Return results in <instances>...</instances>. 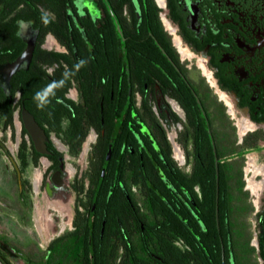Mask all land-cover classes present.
I'll return each mask as SVG.
<instances>
[{"label": "flooded vegetation", "instance_id": "obj_1", "mask_svg": "<svg viewBox=\"0 0 264 264\" xmlns=\"http://www.w3.org/2000/svg\"><path fill=\"white\" fill-rule=\"evenodd\" d=\"M29 50L6 84L0 77L10 111L0 146L21 223L37 228V202L46 199L58 204L46 209L54 238L88 224L89 247L98 232L117 245V264H188L193 247L196 264H240L220 173L227 188L245 189L236 164L248 152L264 161V0H0V74ZM23 109L47 152L35 148ZM249 178L246 188L260 195L244 259L264 264V176L257 191ZM102 188L105 197L95 196ZM50 241L41 248L27 237L23 245L35 242L40 257L22 253L25 264H44ZM55 253L56 264H73Z\"/></svg>", "mask_w": 264, "mask_h": 264}, {"label": "rangeland", "instance_id": "obj_2", "mask_svg": "<svg viewBox=\"0 0 264 264\" xmlns=\"http://www.w3.org/2000/svg\"><path fill=\"white\" fill-rule=\"evenodd\" d=\"M234 122L236 119H232ZM0 139L7 144V135L6 132L0 130ZM223 153L230 152L232 150H221ZM245 157L240 161L242 165H244ZM264 162L263 160H260ZM231 169H232V161H231ZM236 170L238 168V164L235 166ZM11 163L7 158V154L5 150L0 146V234L11 238L8 243H0V248L5 251L4 262L7 264H25L24 260L21 258V254L25 253L30 257L36 259L40 257V252L36 251L35 242L39 243L41 248H45L47 243L57 235L56 231H48L50 238L47 240V233L42 232L40 228V232H38L35 223H32L29 226H25L21 223L19 214L21 212V205L19 203V199L16 196V184L13 178L10 176ZM254 173V172H253ZM251 178V177H250ZM242 182V180H241ZM249 186V183H248ZM250 188V187H249ZM252 191H255L251 189ZM254 196H250V192L243 187H239L235 185L232 187V222L237 229V248L239 251H242L241 263L247 264L245 258V245L248 240V235L245 234L248 225L251 228V238L254 237V224L256 223V218L253 214L250 213V210L253 208ZM56 202V201H55ZM54 202V203H55ZM43 213L46 212V203H41ZM244 210L247 211V214ZM52 214V218L55 215L59 214V211L56 209L50 210ZM243 211V214H242ZM33 217V210H32ZM246 214V215H245ZM47 217L50 218V215L47 213ZM247 217V220H246ZM49 218L45 219L46 226L48 225ZM248 221V223H247ZM36 222V221H35ZM51 225V220L49 221V227ZM31 238L34 243L29 246H24L26 239ZM246 239V240H245ZM16 249V251L14 250ZM57 258L56 253L51 257L49 264H56L55 259ZM59 258L65 259L66 255L62 250V247H59ZM249 263V261H248ZM250 264V263H249Z\"/></svg>", "mask_w": 264, "mask_h": 264}, {"label": "trees", "instance_id": "obj_3", "mask_svg": "<svg viewBox=\"0 0 264 264\" xmlns=\"http://www.w3.org/2000/svg\"><path fill=\"white\" fill-rule=\"evenodd\" d=\"M0 120H1V125L2 128L5 129L7 123L10 121V111L8 110V106L6 103V100L3 97H0ZM84 133L81 135V137L78 140V143L75 145L73 152H77L79 148V144L81 140L83 139ZM249 148H255L256 144H248L247 145ZM197 151V150H196ZM97 157L100 158L98 162V166L101 164V158H102V153L103 150H98L97 151ZM24 157L23 150H20V158ZM243 159V157H242ZM241 159V160H242ZM97 162H94L96 164ZM242 162V161H241ZM240 161L237 163L238 168L237 171L239 172V175L241 173V166L242 163ZM236 164V165H237ZM228 167V172H232L231 169V162L226 165ZM98 171L93 172L92 178H97L98 172H99V167L97 169ZM232 177V173H231ZM223 171L220 173V180H221V185H220V194L221 195H226L227 194V189H229L230 195L232 196V186L227 188L223 184ZM240 188L242 185L240 184ZM212 189H214L212 187ZM104 189H100L95 193V196H104L105 193L103 192ZM93 194V193H92ZM94 195V194H93ZM97 200V198H96ZM114 199H111L113 201ZM100 205L103 203V200H100ZM99 204V203H98ZM220 212H223L224 209L227 207V200L221 199L220 200ZM97 213L99 215L96 217V221L98 222L96 228L98 229L100 226V221L102 220V213L103 210L101 207L96 209ZM115 214V209L111 210ZM110 217L107 216V221L112 220L114 221V225H116V218L115 216L109 215ZM223 221V218H221ZM88 221V219H87ZM84 230L78 232V231H72L63 234L62 236L56 237L52 239L48 245L47 250L45 251V262L44 264H49L51 257L55 254V252L58 250L59 247H62V250L64 251L66 258L70 259L73 261V264H117V245L109 243V240H103L99 238V233L95 232L93 233V241H92V248L89 247V233H88V224H84ZM103 237L106 239L108 238V233L107 231H104ZM9 240L7 239L6 236L0 234V243H8ZM194 249L188 252L187 255V263L188 264H196L199 262V256H198V251L195 247ZM263 255V254H262ZM22 257V254H21ZM5 258V251L0 248V264H7V262H4ZM32 264H41V263H32Z\"/></svg>", "mask_w": 264, "mask_h": 264}, {"label": "water", "instance_id": "obj_4", "mask_svg": "<svg viewBox=\"0 0 264 264\" xmlns=\"http://www.w3.org/2000/svg\"><path fill=\"white\" fill-rule=\"evenodd\" d=\"M30 56V50L27 53H23L21 57H19L16 61L12 63H8L5 66L1 67L2 73L0 74V77L2 78V81L4 84L7 83L11 73L15 71L19 65L26 59H28ZM22 117L24 119L25 125L28 128L30 134L32 135V139L34 141L35 148L40 153L47 152L45 143H44V136L42 129L38 126V124L33 119L32 115L25 109L22 110Z\"/></svg>", "mask_w": 264, "mask_h": 264}, {"label": "bare ground", "instance_id": "obj_5", "mask_svg": "<svg viewBox=\"0 0 264 264\" xmlns=\"http://www.w3.org/2000/svg\"><path fill=\"white\" fill-rule=\"evenodd\" d=\"M220 95L228 103V105L231 107L232 106L231 97L228 94L224 93V92H220ZM233 112H234V108H233ZM238 122H239L238 124H240V126H241V132L244 133L248 129V125H249L247 120L245 118L241 117L240 119H238ZM259 169L262 172L264 171V167H262V166L261 167L259 166ZM259 169L258 168H253L254 174H256ZM260 184L261 183L256 181L253 176L251 178H249V187H250V189H253V190L257 191L259 186H260ZM44 202L46 203V207H51V208L53 206L57 207L56 206L57 202L54 203V202L48 201L46 199H45ZM42 207L43 206L41 204H39V202H37L35 218H36V222H37L40 230L43 232V229H44L45 232L47 233L46 237H47V240H48L50 238V235L48 234V231H47V226H46V223H45V219H47L49 217H47V213L46 212L43 213Z\"/></svg>", "mask_w": 264, "mask_h": 264}, {"label": "built area", "instance_id": "obj_6", "mask_svg": "<svg viewBox=\"0 0 264 264\" xmlns=\"http://www.w3.org/2000/svg\"><path fill=\"white\" fill-rule=\"evenodd\" d=\"M203 69V68H202ZM206 77L208 79V81L211 80V76L209 74H206ZM211 82V81H210ZM253 153L254 152H248L245 154V161H244V165H243V172H244V178H245V189L248 190L246 188V183H247V179L251 176L255 178H261L264 176V171L262 172L260 169H259V166L261 167H264V162L262 161H257L255 159V157L253 156ZM253 168H258L259 170L257 171L256 174L253 173ZM254 174V175H253ZM263 185V184H262ZM263 190V186H262V189L260 190V193L262 192ZM250 192V196H254L255 198L252 199L253 201V205L254 207L256 208L257 205H258V199H259V195L257 196L256 194H253L250 190H248Z\"/></svg>", "mask_w": 264, "mask_h": 264}, {"label": "crops", "instance_id": "obj_7", "mask_svg": "<svg viewBox=\"0 0 264 264\" xmlns=\"http://www.w3.org/2000/svg\"><path fill=\"white\" fill-rule=\"evenodd\" d=\"M35 214H36V209H35ZM35 221H36V218H35ZM36 225H37V228H39V226H38L37 222H36ZM39 232H40V230H39ZM43 232H45V230H44V229H43ZM40 234H41V232H40Z\"/></svg>", "mask_w": 264, "mask_h": 264}, {"label": "clouds", "instance_id": "obj_8", "mask_svg": "<svg viewBox=\"0 0 264 264\" xmlns=\"http://www.w3.org/2000/svg\"><path fill=\"white\" fill-rule=\"evenodd\" d=\"M37 98H39V94H38V97Z\"/></svg>", "mask_w": 264, "mask_h": 264}]
</instances>
